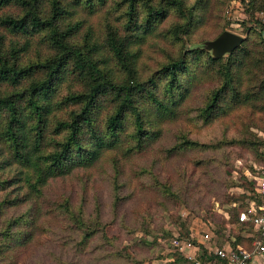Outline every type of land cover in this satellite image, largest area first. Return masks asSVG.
Wrapping results in <instances>:
<instances>
[{
    "label": "rangeland",
    "instance_id": "374dc122",
    "mask_svg": "<svg viewBox=\"0 0 264 264\" xmlns=\"http://www.w3.org/2000/svg\"><path fill=\"white\" fill-rule=\"evenodd\" d=\"M70 1L64 0L62 4ZM158 2L150 0L153 5ZM195 2L185 0L188 7ZM126 7L123 0H107L105 6L89 14L76 6L75 14L62 19L61 26L81 21L75 39L82 41L89 29L93 38L103 43L107 27L124 33ZM48 8L46 0V11ZM138 9L143 16L145 8L139 5ZM9 13L20 14V10L12 4L0 6V16ZM256 17L264 23L263 12H257ZM195 18H200L202 23L189 34L178 33L177 29L174 32L185 19L169 9L153 33L140 37V44L131 48L138 55L135 67L141 80L184 50L188 51L189 72L181 78L183 83L192 81V85L177 117L165 122L160 138L144 151L107 150L92 166L75 168L67 175L49 180L40 195L35 193L40 198L33 195V206H40L36 211L33 209L34 217L29 218L30 203L18 201L19 205L5 207L0 215V232L8 219L20 216L33 219L35 225L30 243L12 244L0 255V264H172L178 257L168 244L173 236L193 234L190 238L196 242L197 233L210 231L217 244H231L236 235H241L238 225H231L229 221L246 208L249 200L256 198L253 177L264 173V101L257 99L251 105L240 107L231 105L224 117L205 122L200 109L218 84V76L211 70L206 73L204 65L199 67L191 55L192 50L211 55L203 43L224 30L250 39L255 34L243 29L242 21L248 15L241 0H209L205 13ZM0 35V48L7 55L13 47L25 46L22 63H35L54 54L41 34L16 35L0 25ZM205 60L203 57L202 62ZM41 76V72H34L33 78ZM12 89L9 84H0V93ZM245 89L258 91L256 83ZM65 92L66 87L61 95ZM103 105L106 110L108 101ZM65 116L50 117L49 137L57 138L52 134L55 118L65 119ZM180 136L201 144L246 138L259 143L258 155L233 142L216 150L203 146L169 153L181 141ZM9 170L0 171V180L8 177ZM163 183L171 186L172 194L166 192ZM20 184L8 188V197L19 194L17 200L24 198L27 188ZM4 194L0 193V200ZM76 213L82 216L86 230L78 229L70 219ZM86 231H92V235L82 250L78 245Z\"/></svg>",
    "mask_w": 264,
    "mask_h": 264
},
{
    "label": "trees",
    "instance_id": "16d2710c",
    "mask_svg": "<svg viewBox=\"0 0 264 264\" xmlns=\"http://www.w3.org/2000/svg\"><path fill=\"white\" fill-rule=\"evenodd\" d=\"M63 1L48 0L46 11V0H0V6L12 4L20 10V14L0 16L1 26L16 35L41 34L54 51L52 56L25 64L21 62L25 46L13 47L8 55L0 48V84H9L13 88L0 93V171L10 169L8 177L0 180V193L5 192L0 200V215L8 205H19L18 201H22V204H32L29 215L32 218L35 216L33 209L40 208L36 204L33 206V195H40L49 180L67 175L75 168L92 166L107 150L124 148L127 153H136L147 149L160 138L165 122L177 117L179 107L189 94L188 87L192 85V81L183 83L181 78L189 72L188 51L184 50L180 56L141 80L135 67L138 55L131 48L140 44V37L153 33L169 9L185 19L174 32L177 29L178 33L189 34L202 23L195 17L205 13L209 0H196L191 7L185 0H160L156 5L150 0H123L127 5L124 33L107 27L103 43L95 40L89 29L78 42L75 37L82 22L67 23L62 27L61 20L74 15L76 6L92 14L105 6L107 0H72L66 5L62 4ZM241 1L248 15V19L242 21L243 29L253 32L254 39L245 38L226 58L192 50L191 57L198 66L204 65L206 73L211 70L218 76V84L200 109L205 122L224 117L231 105L240 107L251 105L257 99L264 101V23L256 17L257 12L264 13V0ZM139 5L145 8L143 16ZM1 40L2 35L0 45ZM203 57H206L204 62ZM109 61L114 64L109 65ZM34 72H41L42 76L33 78ZM252 83L257 84V92L245 89ZM64 87L66 92L61 95ZM105 100L108 101L106 110ZM58 115L66 116L65 119L55 118L52 134L57 138L49 137V119ZM180 137L181 141L175 143L169 153L203 146L216 150L233 142L258 155L259 143L246 138L201 144ZM20 183L27 188L24 198L17 200L19 194L15 198L8 197V188L22 185ZM162 187L168 194L174 191L166 183ZM254 187L252 181L255 193ZM38 195L35 197L40 198ZM255 195L253 200L258 204L260 195ZM29 218L20 216L6 221L7 225L0 232V255L14 243H30L35 222ZM232 218L229 224H237L239 231L252 233L238 221L237 214L235 219ZM70 219L78 229L86 230L80 214H72ZM91 235L92 231L82 235L78 245L82 250ZM256 236V233L237 236L230 246L241 244L250 248L251 240ZM176 254L178 257L172 264H196ZM198 258L201 264L216 260L205 249Z\"/></svg>",
    "mask_w": 264,
    "mask_h": 264
},
{
    "label": "built area",
    "instance_id": "2783aa9c",
    "mask_svg": "<svg viewBox=\"0 0 264 264\" xmlns=\"http://www.w3.org/2000/svg\"><path fill=\"white\" fill-rule=\"evenodd\" d=\"M255 182V193L260 195L258 204L252 203L250 206L238 212V221L244 226L250 228L257 234V240L254 241V249L249 250L242 247H232L229 244L218 245L215 236L210 231H202L197 233L196 242L191 240L189 236H173L168 240L172 250L188 260L201 264L199 254L203 249L216 257L207 264H249L255 254L264 250L260 245L261 239H264V173L253 177ZM202 247V248H201Z\"/></svg>",
    "mask_w": 264,
    "mask_h": 264
},
{
    "label": "water",
    "instance_id": "95a60500",
    "mask_svg": "<svg viewBox=\"0 0 264 264\" xmlns=\"http://www.w3.org/2000/svg\"><path fill=\"white\" fill-rule=\"evenodd\" d=\"M244 37L229 30H224L214 39L203 43L204 49L211 52L215 58L231 54L244 41Z\"/></svg>",
    "mask_w": 264,
    "mask_h": 264
},
{
    "label": "crops",
    "instance_id": "0c3cea01",
    "mask_svg": "<svg viewBox=\"0 0 264 264\" xmlns=\"http://www.w3.org/2000/svg\"><path fill=\"white\" fill-rule=\"evenodd\" d=\"M253 202L256 203L255 200H249V202L247 203L246 207L250 206ZM246 228L248 230H250L252 233H248L249 231L247 232L246 230L238 231V232L241 233L242 236H244L242 233H246L245 237L249 236V235H251V236L255 235V233L250 228H248V227H246ZM235 237H237V235ZM257 238H258L257 236L252 238L251 244L249 246L250 248H246V247H244L241 244H237L234 247H242V248H245V249L252 250L255 247L253 243H254L255 240H257ZM224 244H229L230 245L229 242H224V243L218 244V245H224ZM260 245L264 247V239H261ZM249 264H264V250L259 252V253H257V254H255L254 257L252 258V260L249 262Z\"/></svg>",
    "mask_w": 264,
    "mask_h": 264
}]
</instances>
